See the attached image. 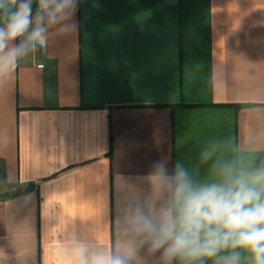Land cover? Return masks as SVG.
I'll use <instances>...</instances> for the list:
<instances>
[{
	"label": "crops",
	"instance_id": "1",
	"mask_svg": "<svg viewBox=\"0 0 264 264\" xmlns=\"http://www.w3.org/2000/svg\"><path fill=\"white\" fill-rule=\"evenodd\" d=\"M76 19L0 91V264H57L69 229L118 248L157 162L211 180L217 156L264 159V0H80Z\"/></svg>",
	"mask_w": 264,
	"mask_h": 264
},
{
	"label": "clouds",
	"instance_id": "2",
	"mask_svg": "<svg viewBox=\"0 0 264 264\" xmlns=\"http://www.w3.org/2000/svg\"><path fill=\"white\" fill-rule=\"evenodd\" d=\"M79 3L0 0V91L26 58L47 50L54 36L77 33ZM8 142L7 134H0V144ZM225 144L213 143L201 153V162L217 156ZM211 171V180H200L182 160L171 173L157 162L150 183L158 199L122 207L121 245H104L69 229L56 244L57 264H133L142 251L157 264H264V159L217 156ZM14 181L11 171L0 176V185Z\"/></svg>",
	"mask_w": 264,
	"mask_h": 264
},
{
	"label": "rangeland",
	"instance_id": "3",
	"mask_svg": "<svg viewBox=\"0 0 264 264\" xmlns=\"http://www.w3.org/2000/svg\"><path fill=\"white\" fill-rule=\"evenodd\" d=\"M1 176V175H0ZM10 192H12V191H10L9 189H7L6 187H5V185H0V197H2V196H4V195H7V194H9Z\"/></svg>",
	"mask_w": 264,
	"mask_h": 264
}]
</instances>
